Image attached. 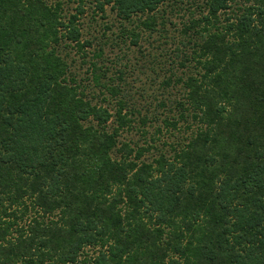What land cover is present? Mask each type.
<instances>
[{
	"label": "trees",
	"instance_id": "16d2710c",
	"mask_svg": "<svg viewBox=\"0 0 264 264\" xmlns=\"http://www.w3.org/2000/svg\"><path fill=\"white\" fill-rule=\"evenodd\" d=\"M91 1L151 31L170 2ZM195 4L162 121L186 134L147 161L155 144L118 141L126 92L92 61L87 81L117 98L94 102L61 52L89 44L82 5L66 18L61 0H0V264H264V0Z\"/></svg>",
	"mask_w": 264,
	"mask_h": 264
},
{
	"label": "rangeland",
	"instance_id": "374dc122",
	"mask_svg": "<svg viewBox=\"0 0 264 264\" xmlns=\"http://www.w3.org/2000/svg\"><path fill=\"white\" fill-rule=\"evenodd\" d=\"M61 2L66 18L75 14L79 6L83 7L77 25L81 32L80 42L89 44L86 43L81 52L72 46V42L60 49L67 55L71 71L86 84L85 94L88 97L96 96L94 102L114 110L117 98H112L108 93H99L102 88L87 81L90 63L95 61L105 71L103 82L117 85L125 91L127 108L134 109L131 114L134 122L120 131L118 141H127L132 146L135 143L140 146L155 144L156 147L143 157L147 161L157 156L158 150L170 155V145L179 143L186 134L182 128L179 132L167 129L162 123L166 117L177 115L175 104L184 90L175 81L177 77H185L189 73L188 69H182L178 64L181 57L178 51H189L181 43L184 36L179 30L188 16L187 8L195 7V3H201V0H170L163 4L156 15L157 26L152 31L137 26L146 14H133L130 19L123 20L110 4L100 11L91 0ZM132 31L139 33L137 44L130 40ZM98 49L102 51L99 58L94 55ZM168 77L171 85L166 86L163 81ZM110 121L108 130L115 126V122ZM158 128L160 132H157Z\"/></svg>",
	"mask_w": 264,
	"mask_h": 264
}]
</instances>
